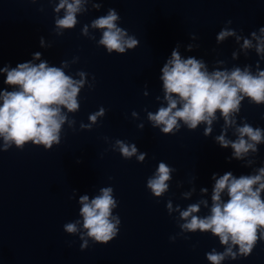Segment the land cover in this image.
I'll list each match as a JSON object with an SVG mask.
<instances>
[{
	"label": "clouds",
	"instance_id": "9594fccd",
	"mask_svg": "<svg viewBox=\"0 0 264 264\" xmlns=\"http://www.w3.org/2000/svg\"><path fill=\"white\" fill-rule=\"evenodd\" d=\"M60 9H65V15L56 21L57 27L72 28L77 22L75 14L81 9V0H72L71 3L61 0L56 11L59 12ZM118 19L120 17L115 10L110 9L106 16L92 22L93 28L104 30L99 43L104 45L109 53H125L127 49H134L139 43L136 38L128 36L124 29L117 26ZM260 32L264 34V27ZM233 34L231 31H221L217 39L223 40ZM252 36L257 40V53H264V39L257 37L255 32ZM251 46V41L245 39L243 47ZM34 58L39 59L40 53H35ZM0 72L6 73L5 84L18 89L0 92V137L5 142V148L12 143L22 148L28 141L43 145L46 149H51L54 143L59 144L61 126L67 120V115L62 109H67L68 112L78 110L77 95L84 84V73H80L81 80H74L61 68L49 67L46 62L38 65L31 62L20 63L15 68H2ZM162 73L167 107H161L155 114L149 113L148 118L154 126L162 125L163 133L178 129V121L182 120L189 129L206 123L208 127L205 129V135H208L217 111L222 114L225 124L231 125L235 123L232 115L239 111L241 100L245 96L257 104L264 103V71L253 75L247 68L243 71L236 68L231 72L209 73L201 61L195 58L182 59L179 52L173 49L171 58L162 68ZM103 114L104 110L101 109L91 115L89 120L95 123L97 117ZM236 132L238 138L235 141L225 139L223 134L216 138L222 147L227 148L230 145L236 158H242L249 150L256 151V144L264 138L261 129H254L247 124L237 127ZM116 144L125 158H130L137 152L134 144L127 145L119 140ZM138 159L142 161L144 155L141 154ZM171 171L172 169L161 162L156 175L148 180L147 187L155 196L158 197L167 190L166 182L170 179ZM100 191L101 194L91 200L87 195L80 197V215L86 235L96 242L108 243L116 237L120 220L112 215V210L117 206L112 195L113 189L108 187ZM225 191L228 195L226 202L221 200V194ZM262 191L264 168H260L257 175L239 178L234 177L231 172L225 173L216 179L211 215L204 218L193 215L199 212V205H190L187 210L180 212L181 218L186 221L181 228L192 232L211 231L219 237L221 244L228 245L231 241V245H239L240 253L246 256L258 239V228H264ZM171 207L169 203V210ZM64 230L67 233H76L77 223L66 224ZM261 236L264 237V233ZM81 247H87L86 240ZM229 255L235 258L232 247H228L224 253H209L207 259L211 264H220V261Z\"/></svg>",
	"mask_w": 264,
	"mask_h": 264
}]
</instances>
